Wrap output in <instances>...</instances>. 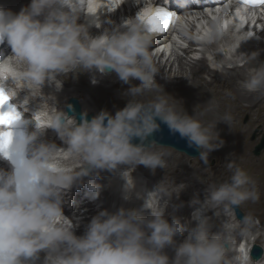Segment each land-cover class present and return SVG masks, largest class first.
Segmentation results:
<instances>
[{
	"label": "clouds",
	"instance_id": "9594fccd",
	"mask_svg": "<svg viewBox=\"0 0 264 264\" xmlns=\"http://www.w3.org/2000/svg\"><path fill=\"white\" fill-rule=\"evenodd\" d=\"M89 8L86 0H31L19 13L0 7V43L6 41L11 47V55L0 63L10 62L18 69L10 77L14 85L7 87L9 92L19 87L36 94L46 82L60 90L63 81L57 77L77 69L104 75L114 71L128 84L133 79L140 81L123 94L128 103L115 115L101 112L89 121L85 112L77 123L61 113L47 127L36 121L30 134L13 137L9 148L12 166L0 167V264H24L41 251L46 253L45 264H264V257L254 260L250 247L236 244L237 238L254 241L258 236L257 222L250 214L239 221L234 214L246 202H258L260 195L256 181L234 162L226 163L227 180L208 185L203 202L191 201L198 205L193 212L195 227L182 224L179 218L169 222L166 208L157 206L148 195L143 208L151 210L150 218L141 215L140 209L104 210L92 218L84 235L75 234V225L63 211L74 184L86 183L85 195L95 200L101 192L95 181L100 170H108L124 181L123 200L140 198L131 172L139 165L153 171L166 168L171 153L154 150L160 145L157 135L165 128L197 150L198 159L207 165L209 154L224 145L217 124L225 122L231 129L233 121L225 113L217 122L205 124L196 115L178 111L165 95L143 99L148 93L164 91L155 78L159 69L151 51L154 35L148 30V18L140 11L114 30L93 36L90 25L97 26V18L79 23L82 13L95 16ZM223 36L222 31L213 30L208 40L219 42ZM246 39L247 35L235 37L237 42ZM231 47L235 44L221 46L225 57ZM209 59L213 68L223 71V61ZM98 82L94 75L92 83ZM239 87L264 95V64L240 81ZM208 105L206 111L216 107L213 99ZM48 128L56 131L65 155L78 168L56 166L59 148L39 139ZM134 138L140 143L134 144ZM0 158L9 159L2 154ZM156 190L167 191L162 186ZM213 209L221 221L215 232L217 224L206 214ZM186 231L187 237L178 243L176 237ZM168 246L175 252L171 259L163 251Z\"/></svg>",
	"mask_w": 264,
	"mask_h": 264
},
{
	"label": "bare ground",
	"instance_id": "6f19581e",
	"mask_svg": "<svg viewBox=\"0 0 264 264\" xmlns=\"http://www.w3.org/2000/svg\"><path fill=\"white\" fill-rule=\"evenodd\" d=\"M23 1H25V0H0V7H3L5 9H10L14 12H18L17 9L19 10V9H22L23 7L27 6V5L22 4ZM136 2H139V0H113V3L110 4L111 8H108L107 6H105L103 1L101 2L99 0H88V4L91 5V7L94 9V12H92V13H94L95 16L90 17L87 14L88 18L86 19V17L84 16V13H83L82 19H86V20L82 21V23L86 24V23H89V21L91 19L97 18V20H98L97 26L92 24V25H90V29H92L93 27H98L101 29L102 33L105 30H114L115 28L123 25L124 21L127 20L128 17L123 18L121 20H117L116 22H113V10L116 11L119 7L130 9L131 8L130 4L136 3ZM236 10H237L236 13L239 12L238 19H237V21H239L244 16V10H243V7L241 5H238ZM109 15L111 17H109ZM234 17H235V14L233 15L232 20L235 19ZM190 20L192 22V20L194 21L195 19L194 18L189 19L187 22H190ZM181 21L184 23L186 20L184 18ZM187 22L184 23L186 26L189 25V26H192V28H194L193 23L188 24ZM197 23L199 26L198 28L204 29V26L202 25V23H200V21H198ZM201 35L203 36V34H201ZM227 38H228V42H233V41H230V38H231L230 36H227ZM258 45L259 44L257 43L253 47H257ZM216 47H217V45L215 43V44L210 45L209 49L214 50ZM253 47L251 49H249L247 54L245 56H243L242 58H241V55L239 53H236V52H233V53L229 52V54H231L230 57H225V56L219 55V57H217V60L219 62H222V61L224 62V69L222 72L211 67L210 65H208L207 61L204 58L201 60H198V61H196L194 59H193V61H188L187 56L197 52L196 49H194V46H191V45L188 47L180 48L179 50L182 53L180 51H179L180 53L176 51L173 61H177L179 63L180 67L178 70H174V71L170 70V69L165 70V67L162 68L163 63L160 61L156 62V59H155V63L159 69V72H162V73L166 74L167 76L177 78L178 81L175 85H173L170 82L168 84H166L165 81H164V83H161L160 80H156L157 83L161 85V88L164 89V91H161L160 93L153 92L152 96L150 95L149 97H151V99H153L157 94L165 95L170 100V104H171V100H174L176 97V98H179V100L182 103L186 104L185 103L186 98L181 96V95H189V97H190L189 104L192 106L198 105L200 108H202L204 110L205 108L209 107V105H208L209 101L202 100L201 98H199L198 95H196L198 93L194 94L193 92L196 89H200V91H202V93L205 94V96H207V98L211 101L213 99L212 97H214V96H212L213 93L211 95H209L208 94L209 92L207 90H211V89L213 90V89H217V88L221 89L222 95H223L222 99H218V100L213 99V101L217 105V107H215V109H214L215 111L213 110V112L212 111L208 112L209 114L212 115L213 119H212V117L211 118L209 117V119H207V120L205 119L203 121V123H205V124L215 123V122H217L216 119L219 120V118L221 116H223L225 113L231 114V116L233 117L232 124L235 123L234 124L235 128L238 129V131L236 132V135L233 133L230 134V131L228 130V128L230 126L225 122H219L217 124L216 130H217V132H219L220 138L222 140H223V138L228 140L225 144V149L227 147H229L230 139H233L235 147L231 150H235L238 153L241 150L243 152L244 150H247V147L242 145V143L245 140H247V138H248V130L244 127H241V125L238 123V119H239L238 116L240 113V109H242L241 112H243L246 109L250 111L251 108L253 107V105H255L257 102L260 104V105L258 104L257 106H261L262 104H264V95H261L259 93H248V92L242 91L239 87V82L244 80L250 72L254 71L253 69H257L261 65V64H258V62H255L254 57H252L251 54L253 52H255L256 50H261V54L263 55V58H264V43H261L260 46H258L256 49H254ZM2 52L5 53L3 58L11 55V47L7 44V42H6V47H4L3 50L0 49V55L2 54ZM248 57H251L254 61L252 59H250V60L256 64L255 65L254 64H252V65L248 64V62H249ZM239 60H241V61L244 60V62H243L244 64L243 65L235 64L236 61H239ZM185 61H188L191 63V65H190L191 68L189 70L190 75H188L187 72L185 71L184 65L188 64V62H185ZM229 62H231L232 65H227ZM170 67H172L171 62H170ZM16 71H18V69L15 68V66L10 68V67H8V65H6V63H2L0 66V75H3V81L5 83L8 82L10 77ZM81 71H83V70L77 69L75 73L69 72L66 75L58 76L57 77L58 80L63 79L62 80L63 85H62V88L60 90H63L64 88H72L73 86H75L77 84L79 78L86 75V73H80ZM88 74H89V78L93 77L95 75L96 78L98 79V81H100L96 84H92L90 81H88V83H90L91 85H95L97 87V89L98 88H100V89L101 88H103V89L109 88L106 85L102 84V82L106 83L108 81L107 80L108 77L105 78L100 73H90L89 72ZM111 74H113V76H114L113 77L114 82H112V85L110 87L114 86L115 83H117L120 80L119 77H117L118 75L115 72H113V73L110 72L107 75H111ZM5 77H6V79H5ZM139 84H140L139 80H135V81L132 80L130 84L123 82V86H126V85L138 86ZM82 85H84V84H82ZM230 85H232V86L230 87ZM123 86L122 85H120V86L115 85V87H118L119 89H121L122 93H123V90L125 89V88H123ZM93 88H95V87H93ZM88 90L90 92L93 89L89 88ZM18 91L20 94L18 92L16 94H14L16 101H18L23 107H26L28 109L33 108L34 109L33 113L36 116L39 115L41 118V123L43 125L42 127H47V125L50 124V120L52 121V119L49 120L48 115L46 116L45 112L41 108H39L35 105L34 102L38 100L35 98V95L28 94V91H26V90L22 91V88H19V87H18ZM218 91H220V90H218ZM178 92H180L181 95L178 94ZM77 93L78 92H76V91H70L67 93V95L65 96L66 98L65 97L63 98L65 101L63 100L61 102V104L63 105V107H62L63 109H64V104L66 103L68 98L73 97V96H77L80 100L83 99V93L81 95H79ZM44 94H46L45 90H44ZM44 94H42V97L45 96ZM86 94L91 96L93 101H95L96 104H98L99 108H95L92 110L90 108L85 109V107H83V113H85V111L89 110V111H92V115H93V117H95L102 111V108H104V107L101 106L102 104H100V100L98 102L96 96H94L91 93H86ZM230 94H232L233 97H235V98H231V99L228 98V95H230ZM112 97L113 96H111V98ZM39 99H41V98L39 97ZM127 99H128V97H126L123 100H127ZM180 101H178V103H180ZM112 102L114 104V103L123 102V101L121 100V98H117V100H115V101L108 102L107 103L108 105H106V106L107 107L111 106ZM174 102H175V100H174ZM244 103H248V104H244ZM58 105H59V103H58ZM243 105L246 107H244ZM182 106L183 105H181V107ZM240 107H242V108H240ZM119 108H120V105L117 104V107L115 109H113V111L117 112ZM180 109L182 110V108H180ZM217 111L220 114V115L218 114L219 116L217 115V113H214ZM191 112H193V111H191ZM194 115L198 116L197 114H194ZM52 116L55 117L54 114H52ZM197 118L200 120L202 119L200 117V114H199V117H197ZM231 127L234 128L233 125ZM34 130H32V131H34ZM32 131H29V132L31 133ZM50 135H52V137H49ZM39 139L41 142L54 143L58 148L65 150L64 149L65 145H64L63 141L60 140L58 134L52 128L47 129V131ZM58 154L59 153H57V156H56V166L64 167L66 165V168H68V169L71 167H76V168L79 167V164L76 161H73V159L70 157H68L67 159L64 158L66 160L64 164H59L58 159H60V158H59ZM247 154H248V152H247ZM171 157L172 156H170V158H167V163H170L171 161H173V159H171ZM251 158L252 157L249 155L247 156V158L246 157L243 158L244 165H246L249 161H251ZM263 167H264V162H260V163L257 162L251 168H255V173L259 174L261 171L260 172H258V171L263 170L262 169ZM142 169L145 172V175L148 176L150 179L147 178L145 175H141L140 173L135 175V177L133 178V180L136 184V193L139 194L140 199L141 198L146 199L148 197V195L151 197L154 194L153 191L150 192V189H151L149 186L150 180L155 181L154 184L157 183L159 186H160V183L162 182V187L167 190L166 192H162L164 197L168 198L169 201L171 200L175 204V206H179L181 209L193 207V205L191 204V201H193V199H199L201 202H203L207 197V186L201 192L198 188H197V190L196 189L191 190L188 187H186V185H181L180 182L179 183L176 182L177 180H179V178L184 179V175L183 176L182 175L181 176H178V175L172 176L170 178L172 180L171 184H167L168 183L167 181L168 180L170 181V179L168 176H166V173L164 171H162V170H165L166 168L157 167L155 169V171H153L149 167H142ZM103 172L106 175H102L98 179L100 185L102 186L101 189L104 191V194L106 197V200L104 201V205L102 207L103 211L109 210V212L115 213L122 207L126 208L127 205L129 206L130 209H132L133 206H134L133 209H140V210L142 209L143 204H137L136 201H138L139 198H137L135 196H134L133 200H131V201L123 200V198H122V186L124 184V181L121 178H119V185L117 187L119 198H118V201H116L117 196L115 197V193L113 192V182H112L113 180L111 181V178L113 177L112 175L114 173H112L108 170H103ZM104 173H102V170H100V174H104ZM146 173L149 175H147ZM193 174L195 176H197L195 171L193 172ZM156 177H158V178H156ZM159 177H161V178H159ZM87 179H88L87 177L84 178L85 182L87 181ZM183 179H182V181H184ZM85 185H86V183H85ZM164 185H166V186H164ZM175 187H176V190H172V188H175ZM74 191H75V189H73V190L71 189L68 193V196L73 194ZM148 191L150 192V194H148ZM194 191H198V192H194ZM158 192H160V191L158 190ZM177 195H178V197H177ZM181 202H182V204H181ZM119 203H121L120 206H119ZM116 209H117V211H116ZM215 211L216 210H214V209L209 210L206 214L208 216H211L215 213ZM68 212H70V211H68ZM68 212L66 214H68ZM91 212L94 215H96L95 209H91ZM183 212H185V210H183ZM165 216L169 220V222L172 221L174 218H178V216L176 215L175 212H173V213L165 212ZM234 220L239 221L238 219H235V216H234ZM180 222L182 224L188 225L189 227H195V224H196V221L194 219L192 220L191 215H188V217L185 216V218H183V220ZM215 222L217 224V227L213 229L214 232L219 230V225H220L221 221L216 219ZM83 230H86V227L83 226ZM255 231L258 233V236L254 240L252 245L257 244L256 241L258 240L260 235H264V226L262 225L261 227H259V225L256 224L255 225ZM187 235H188V232L186 231L182 237H184V236L187 237ZM181 241H183V239H181ZM243 243H246L247 247H248L249 240L243 239V242H241V240L237 238L236 244L238 246L244 247ZM251 246H249V247L251 248ZM171 247L172 246H168L163 250L169 257L171 256L170 255V253L172 251ZM263 247H264V245H263ZM21 260L24 261V258L22 257ZM24 264H45V259L42 257L41 254H39V256L36 258H32L31 260L24 261Z\"/></svg>",
	"mask_w": 264,
	"mask_h": 264
},
{
	"label": "rangeland",
	"instance_id": "374dc122",
	"mask_svg": "<svg viewBox=\"0 0 264 264\" xmlns=\"http://www.w3.org/2000/svg\"><path fill=\"white\" fill-rule=\"evenodd\" d=\"M262 39H263V41L259 42L258 46H260L261 43H264V36H262ZM257 47H253V48L256 49ZM200 54H201V52H199V51H197L196 54L195 53L190 54L189 56H187V60L193 61L192 56L196 57V56H199ZM251 56L254 57L255 62H258V64H264V58H263V55L261 54V50H256L255 52H253L251 54ZM250 59H252V58L248 57V60H249L248 64H250V65L254 64L255 65L256 63H253L254 60L252 59L253 61H251ZM188 61H185V62H188ZM171 65H172V67H170V64L169 65L165 64V70L170 69V70L174 71V70H178L180 67L179 63L177 61L171 62ZM190 65H191L190 62H188V64L184 65L185 71L187 72L188 75H190V71H189L191 68ZM253 70H255V69H253ZM103 77H105V78L108 77V79H107L108 81L106 83L102 82V84L109 87L108 89H105V88L104 89L103 88L97 89V87L95 85H91L90 83H88V81H90L88 73H86L85 76L80 77L75 86H73L72 88H64L63 90H57L55 85L52 84L53 89H54L52 92V91H50L51 89L49 87H47V85H49V83L46 82L44 84V86H45L44 88L38 90L36 94H33V95H35V98H38V97L42 98V94H44V90H45L46 91V94H44L45 96L43 97L42 100H37L34 103L37 107L41 108L45 112L46 116L48 115L49 120L50 119L53 120L54 116H52V114H54L56 116V113H55L56 111H59V112L62 111L63 105L61 104V102L64 100L63 98L70 91H76V92H78L77 94H79V95H81L83 93V99H84V103H85L86 108H90L92 110L95 108H99L98 104H96V102L93 101L91 96L86 94V93H91L97 97L98 102L100 100V104H102L101 106L104 107V108H102L101 112H107L111 115H115L116 111H113V109H115L117 107V104L120 105V108L118 109V111L126 107L128 100H123L126 98V96H124L123 94L132 85L123 86V81H121V80H119L117 83H115V85H119V86L122 85L123 88H125L123 90V93H122L121 89H119L118 87H115V85L110 87L112 85V82H114L113 81V77H114L113 74L107 75V76L103 75ZM155 78H156V80H160L161 83H164V81H165L166 84L169 83V82H167V80H170V83H172L173 85H175L178 81L177 78L166 76L165 74H161L158 76L156 75ZM60 80L62 81L63 79H60ZM133 80L135 81L137 79H133ZM82 84H84V85H82ZM231 86L232 85H230V87ZM93 87H95V88H93ZM89 88H91L93 90H91L89 92V90H88ZM218 90H220V91H218ZM207 91L209 92L208 93L209 95H211L213 93L212 96H214L215 98L214 97H212V98L214 100L222 99L223 95H222L221 89L217 88V89H213V90L211 89V90H207ZM193 93L194 94L198 93L196 95H198L199 98H201L202 100L210 101L207 98V96H205V94H203L202 91H200V89H196ZM178 94H180V92H178ZM150 95L152 96V93L146 94L143 98L145 100L146 99L151 100V97H149ZM111 96H113V97L111 98ZM181 96L186 98V100H185L186 104L182 103L179 100V98H176V97L174 99L175 102H174V100H171V104L174 105L178 111L184 112V110H185V111H187V113L189 115L197 114L198 116H196V117H199V114H200V117L202 118L201 119L202 122L205 119L207 120V119H209V117L210 118L212 117V115L208 113L211 111H206L207 108H205L204 109L205 111H204L198 105L197 106L196 105L195 106L190 105L189 104V102H190L189 95H181ZM117 98H121V100L123 102H118V103H114V104L112 102L111 106H109V107L106 106V105H108L107 104L108 102L115 101V100H117ZM228 98L231 99V98H235V97H233V95L230 94V95H228ZM168 101L170 103L169 99H168ZM178 101H180V103H178ZM58 103H59V105H58ZM244 104H248V103H244ZM258 104L259 103L257 102L255 105H253V107L251 108L250 111L246 109L243 112H241L242 109H240V113L238 116V118H239L238 123L241 125V127H244L248 130V138H247V140H245L242 143V145L247 147V150H244L243 152H242V150L239 151V153L235 150H231L235 147L233 139H230L229 147H227L225 149V144L228 140L223 138V140H224L223 147H221L218 150L212 151L209 154V163L207 165H205L202 161H200L198 159V157H196V158L189 157L186 154L179 153L178 151H176L175 149H172V148L158 146L154 150L171 153L170 156H172L171 159H173V161H171L170 163H167L166 169L162 170L166 173V176H168L169 179L175 175H178V176L184 175V179L179 178V180H177L176 182L177 183L180 182L181 185H186V187H188L191 190H195V189L197 190V188H198L201 192L205 189L206 186L208 188L209 184H213V183L219 184V183L227 180L230 177V173L226 169V163L227 162H234L237 166H239L240 168L245 170L248 173V175L256 181L257 189H258L259 195H260V199L258 202H256V203L246 202L245 204L240 206V209L245 216L250 214L255 219V221L257 222L256 224H258L259 226H262V225L264 226V167L262 168L263 170L258 171V172L261 171L259 174L255 173V168H251L257 162L258 163L264 162V149L260 155L255 154L256 146L261 142L263 135H264V104H262L261 106H257ZM181 105H183V106L181 107ZM216 107H217V105H216ZM244 107H246V106H244ZM180 108H182V110ZM240 108H242V107H240ZM191 111H193V112H191ZM214 113H217V115L219 114L218 111L214 112ZM212 119H213V117H212ZM216 120L218 121V119H216ZM50 122H51V120H50ZM234 124H232L234 126V128L231 127V129H230V127H229L228 130L230 131V134L233 133L236 135V132L238 131V129L235 128ZM254 136H255V138H254ZM49 137H52V135H50ZM247 152H248V154H247ZM58 153H59L58 156L60 158V159H58L59 164H64L66 161L64 158H66V159L68 158V156L65 155V150H62L61 148H59ZM248 155L252 157L251 161H249L246 165H244L243 158H245V157L247 158ZM170 156L167 158H170ZM73 161H75V160H73ZM64 167L66 168V165ZM121 167L123 168L125 166H121ZM142 167H145V166L144 165L137 166L135 168V170H133L131 172L132 175L138 174V173H140L141 175H145V172L143 171ZM194 171L196 172L197 176H195L193 174ZM102 173H104L103 170H102ZM147 175H149V174H147ZM112 176L113 177L111 178V181L113 180L112 181L113 182V192L115 193V197L117 196L116 201H118L119 195H118L117 187L119 185L120 176L118 174H113ZM146 177L149 178L148 176H146ZM156 178H158V177H156ZM159 178H161V177H159ZM182 179L184 181H182ZM154 182L155 181H152V180H150V182H149V186L151 188L150 192L153 191V193H154L151 196L152 202H154L157 206L166 208L165 212H171V213L175 212L176 215L178 216V218L180 219V221L183 220L182 219L183 217H185V216L188 217V215H191L190 211L195 210V207H198V205H197V206H193V207H188L186 209H181L179 206H175V204L171 200L169 201L168 198L164 197V195L161 191L158 192V190H156L157 187H159V185L157 183L154 184ZM167 182H168L167 184H171L172 180L170 179V181L168 180ZM160 186H162V182L160 183ZM164 186H166V185H164ZM172 190H176V187L172 188ZM150 192L148 191V194H150ZM194 192H198V191H194ZM144 200L145 199L139 198V200L136 202H137V204H144ZM181 204H182V202H181ZM126 208L130 209L128 205ZM133 208H134V206H133ZM183 210H185V212H183ZM116 211H117V209H116ZM110 213H112V212H110ZM141 213H142L141 215H143L145 218L151 217V210L150 209H144L142 207ZM213 215H211L209 217H212L213 220L216 221V217H215V215L214 216ZM234 216H235V214H234ZM235 218H236V216H235ZM253 242L254 241H249L248 247L251 246ZM256 243L263 246L264 245V235H260V237L258 238ZM243 246L245 248H248L246 243H243Z\"/></svg>",
	"mask_w": 264,
	"mask_h": 264
},
{
	"label": "snow or ice",
	"instance_id": "6c2138e0",
	"mask_svg": "<svg viewBox=\"0 0 264 264\" xmlns=\"http://www.w3.org/2000/svg\"><path fill=\"white\" fill-rule=\"evenodd\" d=\"M240 3L253 7L264 6V0H240ZM89 11L94 12L91 5ZM143 14L148 18V30L153 35H159L168 31L174 15L172 12L163 7L145 9ZM237 14L239 15V12ZM9 101L10 98L6 93L5 87L0 85V126L7 128L6 131H0V154L11 159L9 148L14 137L12 128L18 121L21 120V113L17 111L15 105L9 104ZM5 106H7V110H5ZM35 120L40 126H43L39 115L35 117Z\"/></svg>",
	"mask_w": 264,
	"mask_h": 264
},
{
	"label": "water",
	"instance_id": "95a60500",
	"mask_svg": "<svg viewBox=\"0 0 264 264\" xmlns=\"http://www.w3.org/2000/svg\"><path fill=\"white\" fill-rule=\"evenodd\" d=\"M66 111L70 116L75 115L77 120H78V123H81L82 120L85 118V116L82 113L81 104L74 97L68 101V103L66 105ZM86 118L89 121H91V119L94 117H93V115H88ZM254 138H255V136H254ZM157 139L160 140L161 146L174 148L175 150L182 152V153H185L190 157L196 158L199 156V152L197 150L187 147V143L185 140L179 139L178 136L173 137V136L169 135L166 128L161 135H159V134L157 135ZM133 143L139 144L140 141L138 138H134ZM263 149H264V135H263L261 142L256 146L255 154L260 155L261 152L263 151ZM236 214H237L239 219H243L245 216L239 207L236 208ZM263 251H264V248L261 245L255 244L253 246V249H252L253 258L255 259V258L261 257L263 255Z\"/></svg>",
	"mask_w": 264,
	"mask_h": 264
}]
</instances>
